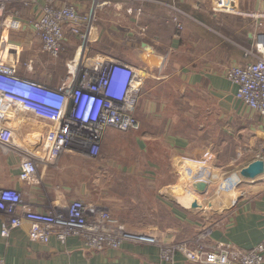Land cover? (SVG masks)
Wrapping results in <instances>:
<instances>
[{
  "label": "crops",
  "instance_id": "1",
  "mask_svg": "<svg viewBox=\"0 0 264 264\" xmlns=\"http://www.w3.org/2000/svg\"><path fill=\"white\" fill-rule=\"evenodd\" d=\"M72 1L81 11L91 5ZM101 1L88 44L82 46L66 25L58 56L44 48L32 25L46 0L8 2L0 12V62L50 86L77 72L88 50L95 59L129 63L138 72L135 113L141 127L109 128L97 157L68 149L56 161L40 160L35 178L22 180L20 162L47 123L9 108L14 141H0V187L18 189L24 202L40 211L59 210L75 199L104 206L128 228L164 243L206 234L210 244L253 247L264 237V176L243 177L239 196L220 182L264 156V116L235 97L237 86L227 77L230 66L250 60L246 49L264 33V0H233L234 11H215L212 0ZM138 50L139 61L133 52ZM230 138L238 157H227ZM196 178L208 180L204 193L191 187ZM119 184L123 189H116ZM195 198L203 208L190 207ZM6 217L0 210V255L12 264H206L182 252L163 260L154 243L126 241L96 250L76 235L65 243L56 237L33 240L27 222L6 238L1 233Z\"/></svg>",
  "mask_w": 264,
  "mask_h": 264
},
{
  "label": "built area",
  "instance_id": "2",
  "mask_svg": "<svg viewBox=\"0 0 264 264\" xmlns=\"http://www.w3.org/2000/svg\"><path fill=\"white\" fill-rule=\"evenodd\" d=\"M11 1L0 0V12ZM104 2L91 0L89 10L81 11L72 0H46L32 21L44 48L54 56L61 53L66 25L87 44ZM212 7L215 11L235 9L233 0H212ZM12 25L17 26V20ZM177 25L180 29L183 26L179 21ZM245 53L250 60L230 66L227 77L237 86L235 97L264 116V33L258 34L253 48ZM137 78L136 67L121 60L102 61L99 65L78 63L77 72L70 73L59 86H50L18 74L9 62H0V141H14L9 125L11 107L31 112L47 123L45 133L20 162V179H34L40 160L56 161L68 149L97 157L109 128L139 129L141 123L135 113L140 98ZM260 156L264 158L261 153ZM242 179L239 170H233L221 180L220 187L236 190L239 196ZM0 210L7 216L1 223V233L6 238L14 228L27 222L33 240L47 242L56 237L65 243L76 235L96 250L118 248L126 241L146 242L158 244L161 258L167 261L182 252L189 259L206 264H264V237L250 248L231 241L210 244L204 241L206 234L194 240L164 243L154 234L129 229L108 208L90 206L81 199L56 211H40L24 202L18 189L0 187ZM0 264L12 263L0 255Z\"/></svg>",
  "mask_w": 264,
  "mask_h": 264
},
{
  "label": "water",
  "instance_id": "3",
  "mask_svg": "<svg viewBox=\"0 0 264 264\" xmlns=\"http://www.w3.org/2000/svg\"><path fill=\"white\" fill-rule=\"evenodd\" d=\"M134 54L137 56V60L139 61V50L133 51ZM264 151V147H263ZM240 174L244 178H255L260 175L264 174V158L259 156L256 159L252 160L250 163L245 165L239 170ZM191 187H193L196 191L200 193H204L208 187V180L204 178H196L193 179L191 182ZM190 207H201L203 208V205L197 198L190 204ZM210 207V206H209ZM207 207V208H209ZM205 208V206H204Z\"/></svg>",
  "mask_w": 264,
  "mask_h": 264
},
{
  "label": "rangeland",
  "instance_id": "4",
  "mask_svg": "<svg viewBox=\"0 0 264 264\" xmlns=\"http://www.w3.org/2000/svg\"><path fill=\"white\" fill-rule=\"evenodd\" d=\"M88 44V43H87ZM87 44H85V45H87ZM81 45L83 46L84 45V43H83V41H82V43H81ZM89 51V50H88ZM88 51H87V53H84L83 55H84V62H83V64H86V65H93V64H100L101 62H102V60H99V59H95L94 57H92L91 55H89V53H88ZM77 55H78V53L77 52H74L73 53V56L75 57V58H77L78 59V57H77ZM83 55H82V57H81V59H83ZM89 58V60L88 61H90V62H88L87 61V59ZM75 60V59H74ZM77 61V60H76ZM79 61V60H78ZM86 62H88V64L86 63ZM203 115H198V119H199V121H203V117H202ZM236 143V140L234 139V138H230L229 139V141H228V143H229V145H228V150L230 151L229 153H226L227 154V157H230L231 155H234V156H236L237 155V157H238V154H237V152H238V150H239V148H237V150H236V145H235V143ZM102 149V148H101ZM100 154H101V152H100ZM112 172V171H111ZM231 172V171H230ZM91 188L92 189H99V186L98 185H93L92 184V186H91ZM116 189H123V184L121 185V184H119L118 185V187H116ZM130 229V228H129ZM132 230V229H131Z\"/></svg>",
  "mask_w": 264,
  "mask_h": 264
},
{
  "label": "bare ground",
  "instance_id": "5",
  "mask_svg": "<svg viewBox=\"0 0 264 264\" xmlns=\"http://www.w3.org/2000/svg\"><path fill=\"white\" fill-rule=\"evenodd\" d=\"M11 110H12V111H14V112H16V110H15V109H13L12 107H11Z\"/></svg>",
  "mask_w": 264,
  "mask_h": 264
}]
</instances>
